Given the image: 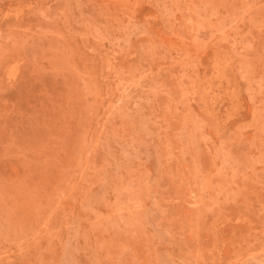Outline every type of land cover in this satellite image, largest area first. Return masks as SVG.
<instances>
[{"label":"rangeland","instance_id":"rangeland-1","mask_svg":"<svg viewBox=\"0 0 264 264\" xmlns=\"http://www.w3.org/2000/svg\"><path fill=\"white\" fill-rule=\"evenodd\" d=\"M0 264H264V0H0Z\"/></svg>","mask_w":264,"mask_h":264},{"label":"bare ground","instance_id":"bare-ground-1","mask_svg":"<svg viewBox=\"0 0 264 264\" xmlns=\"http://www.w3.org/2000/svg\"><path fill=\"white\" fill-rule=\"evenodd\" d=\"M79 226V225H78ZM69 247V246H68ZM169 263V262H168Z\"/></svg>","mask_w":264,"mask_h":264}]
</instances>
